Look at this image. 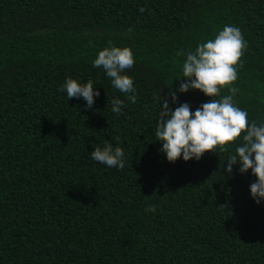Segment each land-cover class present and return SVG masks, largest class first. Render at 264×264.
Instances as JSON below:
<instances>
[{
	"label": "trees",
	"instance_id": "16d2710c",
	"mask_svg": "<svg viewBox=\"0 0 264 264\" xmlns=\"http://www.w3.org/2000/svg\"><path fill=\"white\" fill-rule=\"evenodd\" d=\"M225 25L248 45L234 102L259 123L264 0H0V264H264L257 177L224 170L237 142L170 163L155 137L177 52ZM110 42L133 51L136 103L92 67ZM69 76L99 88L92 109L59 90ZM209 99L189 90L171 107ZM106 142L123 149L122 170L91 159Z\"/></svg>",
	"mask_w": 264,
	"mask_h": 264
},
{
	"label": "clouds",
	"instance_id": "9594fccd",
	"mask_svg": "<svg viewBox=\"0 0 264 264\" xmlns=\"http://www.w3.org/2000/svg\"><path fill=\"white\" fill-rule=\"evenodd\" d=\"M143 12L144 9L140 8ZM213 39L200 42L194 51L179 50L177 55L184 56L182 76L178 88L171 89L169 97L159 102V114L155 129L156 141L162 144L160 151L167 161L175 163L182 158L185 162L200 160L206 152L227 151L225 145L237 142L235 152L230 154L224 170L231 175L233 167L239 164V172L257 177L250 185V195L259 205L264 203V121L249 122L248 113L240 108L234 97L238 88V72L243 67L240 58L247 49L239 27L225 25L217 30ZM135 57L130 47H118L111 42L109 46L98 51L92 62L93 68H103L113 88L123 93L131 103L137 102L134 80L127 74L133 68ZM230 94L221 95L224 89ZM66 92L68 100L82 98L86 108L92 109L95 99L100 96L99 88L94 82L85 83L68 77L59 89ZM189 90H199L210 99L193 111L187 103H178V94ZM111 111L117 115L125 107L119 97L111 101ZM118 142V138H117ZM92 160L108 168L122 170L125 167V153L119 146L113 147L109 142L103 146L97 144L90 152ZM146 212L155 213L156 207H148Z\"/></svg>",
	"mask_w": 264,
	"mask_h": 264
}]
</instances>
